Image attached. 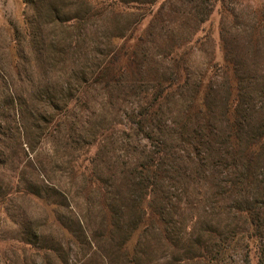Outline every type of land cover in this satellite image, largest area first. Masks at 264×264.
I'll list each match as a JSON object with an SVG mask.
<instances>
[{
    "label": "rangeland",
    "instance_id": "1",
    "mask_svg": "<svg viewBox=\"0 0 264 264\" xmlns=\"http://www.w3.org/2000/svg\"><path fill=\"white\" fill-rule=\"evenodd\" d=\"M112 1L0 0V264H258L264 153L243 195L179 133L239 93L264 121V0Z\"/></svg>",
    "mask_w": 264,
    "mask_h": 264
},
{
    "label": "trees",
    "instance_id": "2",
    "mask_svg": "<svg viewBox=\"0 0 264 264\" xmlns=\"http://www.w3.org/2000/svg\"><path fill=\"white\" fill-rule=\"evenodd\" d=\"M107 1L109 2L112 0H103V2ZM114 1H119L122 4L135 2V0ZM145 2L149 3V0H145ZM240 90H242V88H240ZM245 95L246 93H239L238 98L236 99L237 101L233 105V120L231 123H226L223 130H221L220 127L217 128L215 125V122L218 119L216 116L218 106H216L214 102L209 104L208 101L206 102L208 104L207 110L204 113L203 109H200V112L198 111L199 113L196 112L194 115H188V118L181 127L183 131L179 133L180 138H182L184 142L187 141L190 143L189 145L191 146L194 155H197L198 152H200L202 145H207L211 154L219 152L218 147H216L214 143H217L218 139L223 140V142L232 149L230 151L232 156L241 162L237 170L242 172V177H240L239 181L233 184L232 190H236V192H240L243 195L248 192V187L252 184L253 176L250 172H253V168L264 153V121H257L254 118L251 112L254 111V109H251L252 101H246ZM160 106V102L151 100L150 104L148 103V106L146 107L147 110L145 111L147 112L140 115L138 120L139 123L144 121L145 123L152 122L153 119L156 118L157 109H159ZM221 107V114L225 117L224 114L226 111L231 110L232 106L228 104V101H225ZM152 108L154 110H152ZM220 120H222L221 115ZM185 128H188L189 131H186ZM164 157L157 155L151 159V163H149L150 165L143 171L147 182L139 184L142 188L147 189V187H150V190L154 187L158 188V181L162 179L161 176L164 175L165 172L161 165ZM256 204L257 203L254 201L250 202L248 203V206L243 209L246 211L248 219L249 214L251 215L255 211ZM258 264H264V256L262 254L259 256Z\"/></svg>",
    "mask_w": 264,
    "mask_h": 264
}]
</instances>
